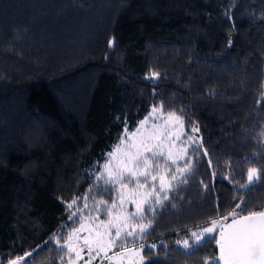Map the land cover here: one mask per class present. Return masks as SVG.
Segmentation results:
<instances>
[{"label":"trees","instance_id":"trees-1","mask_svg":"<svg viewBox=\"0 0 264 264\" xmlns=\"http://www.w3.org/2000/svg\"><path fill=\"white\" fill-rule=\"evenodd\" d=\"M262 93L264 0H0V264H63L53 237L110 190L97 175L125 122L134 131L161 103L202 146L131 243L143 264L217 256L215 239L176 241L231 218L239 198L241 216L264 210V176L239 187L264 169Z\"/></svg>","mask_w":264,"mask_h":264},{"label":"snow or ice","instance_id":"snow-or-ice-1","mask_svg":"<svg viewBox=\"0 0 264 264\" xmlns=\"http://www.w3.org/2000/svg\"><path fill=\"white\" fill-rule=\"evenodd\" d=\"M109 41V46H112ZM157 73H152L151 78H156ZM264 95V93H262ZM150 120H162V123H153L147 128ZM170 128H179V132L168 131ZM184 118L177 111H169L164 114L163 104L153 105L148 116L139 121L136 129L128 131L127 124L123 132L118 137V143L112 146V150L105 155V163L100 166L97 180H103L106 187L116 192V196L111 198V204L107 200H94L96 216H90V221L99 220V214H105L107 221H99L92 227L81 223L79 229H74L67 237H53L59 248L66 249L70 264H92L93 261H111L112 252L117 246L122 247V251L139 257L134 264H143L144 257L140 255L144 245L140 249H129L123 247V242L129 238L140 235L141 237L151 228L152 221L148 223L135 224L136 219H145L146 212H154L155 206H162L169 199L168 193L173 191L176 183H183L181 179L193 169V160L186 159L189 148L202 142L189 136L187 147H178L177 141L181 139L185 132ZM198 127H193L192 132H198ZM198 151V149H197ZM205 156L208 154L205 150ZM164 163L161 164L160 161ZM178 161H185L184 167H177L172 170L171 165H176ZM211 166V160L208 161ZM179 174V175H177ZM264 176V169L249 167L247 169L246 183L240 184L241 189L254 184ZM143 181V182H142ZM132 185L133 187H129ZM91 191V189L89 190ZM87 195L83 199L87 200ZM80 197L74 198L67 205L71 209L77 204ZM241 199L235 209L229 213L231 223H223L229 217L221 220L210 219L207 221L211 226L199 231L191 232L190 239L176 241L183 249H191L206 239H215L218 247V256L205 259L203 264H264V210L249 212L247 215H239L238 210H242L246 200ZM125 203L135 206V212H119L118 208H123ZM88 204H84L83 209L73 212L69 219L80 216L84 220L83 212L88 209ZM87 232L81 237L79 233ZM219 232L217 239L213 233ZM83 240V244L76 241ZM63 240V244H61ZM152 249L156 248L153 244ZM32 253H25L24 256L9 260L8 264H20L25 257ZM87 256L85 260L84 257ZM117 256L120 253L116 254ZM73 256L75 257L73 259ZM63 260L64 257H61Z\"/></svg>","mask_w":264,"mask_h":264},{"label":"rangeland","instance_id":"rangeland-1","mask_svg":"<svg viewBox=\"0 0 264 264\" xmlns=\"http://www.w3.org/2000/svg\"><path fill=\"white\" fill-rule=\"evenodd\" d=\"M164 114L166 115L167 112H164ZM153 123L160 124V123H162V120H150L148 125H146V127L150 128ZM168 131H171V132L175 133V132H179L180 129L179 128H170V129H168ZM190 136L194 137L193 135H190ZM188 137L183 135L181 137V139L179 141H177V146L178 147H187L188 144L190 143L189 140H188ZM160 163L163 164L164 161L161 160ZM184 165H185V161H178L176 165H171V168H172L173 171H175V169L177 167L182 168V167H184ZM177 175H179V174H177ZM129 187L131 188L133 186L129 185ZM116 195L117 194H116V192L114 190H109L107 193H104V196L102 194H99L98 196H95L94 200L104 199V200H107L109 202V204H111V198L115 197ZM85 203L88 204V201H84L83 204H82V207H84ZM117 211H119V212H135L136 209H135V206L133 204L125 203L123 208H118ZM96 215H97V212L95 210L94 205L93 206H89L88 209H85L84 212H83L84 220L82 221L79 215L77 217H75L72 227H70V229L68 231L63 232V237H67L68 234L70 232H72L74 229H79L81 223H85L86 225H90L92 227H95V225L97 223H99V221H101V220L107 221V219H108V217L105 214H103V213L99 214V220H97V221H90L88 219L90 216H96ZM222 222L223 223H231V218H229L227 221H222ZM133 223L140 224V223H146V222H145V219H143V220L136 219L135 221H133ZM210 226L211 225L209 224L206 227H210ZM203 228H205V227H203ZM203 228H200L199 230H202ZM199 230H197V231H199ZM79 235L81 237H83V236L87 235V232L85 231V232L79 233ZM212 235L216 236L217 239L219 238V232L218 231L216 233H213ZM139 236L140 235H136V237H139ZM133 238L134 237L129 238L127 241L123 242V247H127L129 249H140V246H135L134 244L131 243ZM76 243L82 245L83 244V240L81 239L79 241H76ZM61 244H63V240H61ZM117 253H120V255L117 256L116 255ZM60 255H61V257H64V263L63 264H70L66 249H63V252H61ZM109 255L113 256V259L111 261H103V262H101L98 259L96 261H93L92 264H134V262L139 259V257H137L135 255H131L129 253L123 252L122 251V247L119 246V245L117 246L116 249H114L112 252H110ZM140 255H142L144 257L142 250L140 251ZM74 258L75 257L73 256V259ZM25 259H26V257H25ZM84 259L85 260L87 259L86 255H85ZM22 262L23 261H21L20 264H22ZM4 264H8V262L4 263ZM78 264H84V261L83 260L79 261Z\"/></svg>","mask_w":264,"mask_h":264}]
</instances>
